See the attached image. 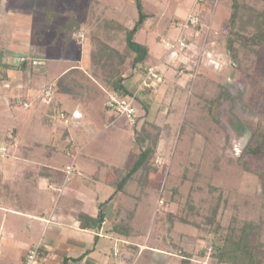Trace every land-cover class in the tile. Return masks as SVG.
<instances>
[{
	"label": "rangeland",
	"instance_id": "obj_1",
	"mask_svg": "<svg viewBox=\"0 0 264 264\" xmlns=\"http://www.w3.org/2000/svg\"><path fill=\"white\" fill-rule=\"evenodd\" d=\"M137 2L149 14L145 27L136 35L137 41L149 45L146 61L154 60L157 50L165 53L164 45L155 40L156 35L171 32L170 36L176 40L179 29L170 25L172 17L180 25L190 12L200 16L206 9L195 7L182 18L174 16L182 0H0V132H9L0 138V146L8 150L6 154L3 148L0 156L16 164L11 167L13 170L6 165L0 167V191L8 184L6 179L20 172L19 160H23L22 155L11 154L15 151L13 145L3 140H14L17 144L16 136L14 139L10 136L15 126L22 136L23 149H29L33 142L42 144L33 149L40 152L36 156L27 151V161L42 156L53 161L57 155L60 161L68 163L70 158L63 156L61 147L77 138L74 126L76 121L80 122L81 113L77 116L74 109L82 112L85 106L91 117L100 118L113 94L111 80L117 75L111 68V64L116 65L115 57L105 65L97 58L100 41L126 54L121 67L123 83L130 90L139 87L142 69L139 72L132 69L133 54L125 46L124 31L106 26L108 20L115 19L131 27L138 15ZM206 5L203 22L210 19L213 28L222 30L218 55L207 56L200 49H190L191 46H187L192 50L190 57L176 50L168 52L165 61L173 63V56L177 60L167 66L159 63L161 81L150 88L141 87L135 101V122L129 124L125 117H120L108 129L107 137L99 133L89 147L97 150L98 161L77 154L76 168L81 162L87 163V168L81 167L91 175L88 178L97 180L99 188L103 184L101 192L114 191L121 173H116L115 188L109 186L103 180L106 169L112 166H103L99 161L105 159L116 168H129L138 150L135 130L144 123L158 138L157 152L152 158L156 167L148 174L138 171L124 185V195L114 209V225L119 233L140 242L149 239L148 244L156 242L180 255L184 248L192 247L197 255L193 263L214 264L207 223L208 217L213 216L222 226L223 235L235 240L243 237L264 264V192L260 182L261 176L264 177V158L244 154L253 134L264 125V40L257 45H243L237 40L236 61L232 62L225 48L231 26L235 33L245 37L264 29V0H206ZM45 7L56 13L52 20L47 18ZM62 25L78 29L74 33L59 32ZM78 33L82 34L80 40L76 38ZM22 57L26 59L24 64L19 62ZM68 70L66 82H71L72 90L61 96L65 110L60 108L61 102L57 106L67 116L65 124L60 113L49 115L43 106L46 97L34 92L40 91L42 83L47 86ZM27 83H32L30 89H24L23 84ZM46 86L45 96L50 93ZM22 93L34 97L26 100L30 104L28 109L21 105ZM94 128L90 133L84 129L82 136L98 132ZM86 174L78 172L75 176L73 172L71 178H85ZM17 179L23 181L22 177ZM29 179L31 183L34 178ZM9 189L14 196L19 195L15 194L14 185ZM1 200L2 208L22 206L18 198L10 201L1 196ZM12 216L20 223L18 233L25 235L30 221L25 216ZM245 223L253 227L248 234L241 232ZM1 256L0 264H7L4 252ZM149 256L146 251L138 264H146L143 260Z\"/></svg>",
	"mask_w": 264,
	"mask_h": 264
},
{
	"label": "crops",
	"instance_id": "obj_2",
	"mask_svg": "<svg viewBox=\"0 0 264 264\" xmlns=\"http://www.w3.org/2000/svg\"><path fill=\"white\" fill-rule=\"evenodd\" d=\"M200 6L206 7L203 13H200V17H202L201 22L196 27H189L184 32L188 46H191L190 49L196 48L198 51L200 49L201 52L206 53L207 56L218 55V47L222 44V42H220L222 41V37H220L222 36V30H219L218 27L213 28L210 19H207L208 22L206 23L203 22L205 21L206 12L208 10L206 0H182L176 7L174 16L183 18L188 14V11L195 7L202 10ZM174 19L175 18L172 17L170 25L179 29V25L175 23ZM220 24L218 26H220ZM170 34L166 32L160 36H155V40L164 45L165 53L162 54L157 50L155 59L152 61L145 60V66L151 64L157 65V62H160L164 66H166V64L175 63L177 60L176 56L172 57L174 60L173 63L165 61L168 52H174L170 50V45L175 41V38L173 35L170 36ZM20 42L23 43V41ZM190 49L187 47L181 52L187 57H190L191 54H189V51H192ZM192 53L194 56L195 52L193 51ZM162 75L163 73L157 83L161 81ZM44 83H42L40 91L37 90V92H34V95L38 96V94H40L41 97V93L46 86H44ZM129 83H132V81ZM23 85L24 89H30L32 83ZM64 94L65 93L58 94L56 100L61 102L60 108L63 110L65 109L61 101V96ZM23 95L26 97L25 100L34 98L31 95H25L23 93L21 96L19 95V97H23ZM43 106H46L44 102ZM28 108H30V106ZM81 109L82 112L74 109V111L78 112L77 116L81 113L79 121H82L81 123L78 121L75 122L74 127L77 131V138L74 140L76 141L68 140V142L61 147L63 156H68L70 158V160L67 159L68 163H65V160L60 161L57 155L54 156L53 161L46 158L43 159L44 156L36 159L30 158L32 160L29 159L27 161L28 156L26 155H29L27 151H31L33 156H36L40 152L33 149H36V146H41L42 144L33 142V145L28 147L29 149H23L21 145L22 136L19 133L18 127L15 126L13 128L15 129L14 131L13 129L11 130L12 134L10 132V136L13 139L16 136L18 140L17 144H14V140L10 141L15 149L14 152L13 150L11 151V154H15L16 157L22 155L20 159L22 158L23 160H19L20 166L18 165V170L20 172H16L14 177H10L15 179V182L11 183L9 180L10 178L5 180V183L8 184H5V189L0 191V209L2 208L1 196H5V198L10 201L17 200L18 198V200L22 202V206H20V208H8V206L2 208L3 213H0V254L3 256L4 252V259L7 264H22L28 249L39 244V255L34 264H138L146 251L150 252V256L147 257V260H143L145 263L147 261L146 264H157V261L160 264H180L182 256L174 250L161 247L157 245L156 242L155 244H148L149 239L145 240L144 238L143 242H140L136 239H132V236L127 237L120 234L119 230L116 229L114 225V209L118 207L122 195H124L123 190L116 192L115 190H110V192L103 190V192H101V189L104 188L103 184L100 185L102 187L99 188L97 180L88 178L91 175L86 174L85 170L87 169H83L87 168V163L82 164L81 162L83 168L81 166H79V169L76 168L78 155H83V157L85 156V158L90 161H98L97 158L99 155L95 152L97 150L92 148L89 149V147L96 137L99 136V133L107 137L108 129L119 121V118L112 116L113 113L105 107L103 113L100 114V118L96 115L91 117L88 113L89 109L85 106ZM61 111L62 110H55L53 116L60 113L66 124L68 123L67 116ZM45 112L47 113V111ZM48 113L50 115V110H48ZM100 124L102 125L101 127ZM51 125H53V122L50 126ZM93 126L96 127L94 128ZM91 128L96 129L98 132H94L89 135V137L82 136L85 135V130H89L90 133ZM8 133L7 130L0 132V138ZM19 142L20 145H18ZM3 148H5L7 154V147L3 145L0 146V152H2L1 150ZM1 157L2 156H0L1 168L3 165H6L11 169V167L16 165L15 162L8 163L5 159L2 160ZM6 160H9V158L7 157ZM99 162L103 166L109 165L110 167L112 166L111 168L114 167L113 164L105 159ZM69 165L72 166L73 170L66 180V167ZM109 170L110 169H106L105 178L103 180L106 184H109L106 181ZM23 171H27V173H23ZM73 172H75V176L78 175V172L86 174L87 176H85V178L74 177L72 179L71 175ZM29 176L34 178L31 183ZM20 177H22L23 181L17 179ZM9 185H14L16 189L14 192L15 194L18 192L19 195L14 196L9 189ZM21 186H23V188ZM109 186H111V184H109ZM100 211L102 212L101 222L98 225L95 223V225L92 226V218H96ZM12 215L25 216L30 221L25 235H20L18 233L21 231L19 228L20 223L15 220ZM82 215L88 218L84 221V224L86 223L87 225L86 227L81 226L80 218ZM3 240L7 242L5 243ZM114 249L117 250V255L114 254ZM133 250L136 251L135 255H133Z\"/></svg>",
	"mask_w": 264,
	"mask_h": 264
},
{
	"label": "trees",
	"instance_id": "obj_3",
	"mask_svg": "<svg viewBox=\"0 0 264 264\" xmlns=\"http://www.w3.org/2000/svg\"><path fill=\"white\" fill-rule=\"evenodd\" d=\"M203 1V0H199ZM234 8V5H232ZM47 18L51 19L56 15L54 10L49 9L47 7L44 8ZM137 10L138 15L136 19H134V22L131 27L127 26L125 23L120 22L115 19H110L106 22V26L109 29L121 31L123 30L125 33L124 43L127 49L132 52L133 58H132V69L135 71H140L142 69V76L141 81L143 79V71L145 67V59L146 56L149 53V45L145 42H140L136 40L137 33L145 27L146 20L149 16L148 13L144 12L142 10V7L139 2H137ZM236 10L232 11V17H234ZM200 17V22H201ZM78 29V26L69 28L68 25H62L60 28H58L59 32L68 31L69 33H74ZM232 26L229 30V35L226 38V51L228 52L231 62L236 61V55H237V48L235 47V43L237 40H241L240 44L243 45H257L261 44L264 40V29L259 30L258 32L254 33L252 36L245 37L244 35H241L239 33H235ZM237 38V39H236ZM100 47L97 54V58L101 62V64H110L111 59L116 58V65L111 64L112 72L117 74L115 78H112L111 80V87L113 90V94L118 96L119 98L127 97L132 95L134 92L135 94V101L136 98H138V94H140L142 91L140 89H129L125 86L123 83L125 76L121 72V67L126 62V54H124L121 50L113 48L108 43H105L103 41H100ZM26 59L21 64H24ZM113 65V67H112ZM169 64H166V66ZM171 65V64H170ZM118 66V67H117ZM116 67V68H115ZM68 71L63 73L59 78L54 79L50 84H48L46 87L50 89L49 95H44V90L41 93V97H46V100L44 101V104L46 105V110H50L51 114L55 113L56 111H59L57 109L58 101H55V97L57 94L65 93L70 94L71 93V86L69 85L71 82H66V78L68 77ZM140 81V83H141ZM140 85V84H139ZM138 88V87H137ZM26 97H19L20 101L27 102L25 100ZM43 101V100H42ZM57 102V103H56ZM56 103V104H55ZM135 104V102H134ZM30 106V104H29ZM28 106V107H29ZM27 107V108H28ZM136 107V105H135ZM107 109V106H105ZM63 110V109H62ZM62 112V111H61ZM112 116L115 117L113 114ZM135 118H136V112H135ZM136 120V119H135ZM128 121V120H127ZM130 124V121H128ZM135 122V121H134ZM133 124V123H131ZM138 130H135V143L138 146V150L135 152L134 160L131 164V166L127 169L122 168H111L106 177L107 183L113 185L114 179L117 172L121 173L119 182L115 184L116 191L123 190L124 185L127 184V181L129 179H133L134 175L139 171L143 174L151 173L155 169V165L152 161L153 156L157 152V144H158V138L156 134H152L146 127L144 123H142ZM15 129H13L14 131ZM12 138V137H11ZM5 142L8 144H11L9 142V139H5ZM244 154L250 155L255 158H264V125L263 127H259V129L253 134L252 139L248 146L246 147ZM67 178V177H66ZM65 178V179H66ZM67 180V179H66ZM64 180V181H66ZM138 181H142V178H138ZM261 188L264 192V177L261 176ZM144 184V182H142ZM114 186V185H113ZM114 186V188H115ZM102 212L100 211L97 214L96 218H92V226L95 225V223L98 225L101 222L102 219ZM81 226L86 227V223L84 224V221L88 218L85 215L81 216ZM207 223L209 224V236H211V253L210 256L212 258H215L214 264H263L260 260H258L254 253L248 248L247 243H245V239L242 237L239 240H235L232 237H228L227 235H223L221 233L222 226L219 223H216L213 216L208 217ZM252 225L250 223H245L241 227L242 234H248L252 230ZM190 249L184 248L182 250L181 254V262L180 264H192L193 259L196 254Z\"/></svg>",
	"mask_w": 264,
	"mask_h": 264
},
{
	"label": "built area",
	"instance_id": "obj_4",
	"mask_svg": "<svg viewBox=\"0 0 264 264\" xmlns=\"http://www.w3.org/2000/svg\"><path fill=\"white\" fill-rule=\"evenodd\" d=\"M200 23V16L198 13H192L190 12L186 18L184 19L183 23H180L179 25V34L176 38V40L170 45V50L172 51H183L187 48L188 42L186 40L185 36V30L189 27H196ZM76 38L80 40L82 38V34L78 33L76 35ZM25 58H21L19 62L24 61ZM159 63L147 65L144 67L143 71V79L137 89H140L141 87L144 88H150L157 84V81L160 80L162 71L159 67ZM135 94L134 92L132 95L119 98L118 96L111 94L108 98V101L106 102L107 109L111 111L115 115V117H125L130 123H134L135 121ZM28 103V102H27ZM26 102H23V104L28 107V104ZM73 168L71 165L66 167V177L68 178V175L72 172ZM66 178V179H67ZM39 244L31 247L26 252L22 264H34L37 260V257L39 255ZM114 254L117 255V250L114 249Z\"/></svg>",
	"mask_w": 264,
	"mask_h": 264
},
{
	"label": "water",
	"instance_id": "obj_5",
	"mask_svg": "<svg viewBox=\"0 0 264 264\" xmlns=\"http://www.w3.org/2000/svg\"><path fill=\"white\" fill-rule=\"evenodd\" d=\"M245 146H246V145H244V146L242 147V149H244ZM242 149H241V150H242Z\"/></svg>",
	"mask_w": 264,
	"mask_h": 264
}]
</instances>
